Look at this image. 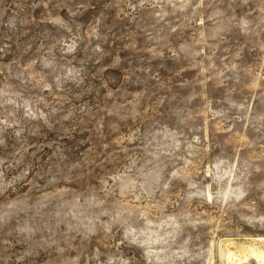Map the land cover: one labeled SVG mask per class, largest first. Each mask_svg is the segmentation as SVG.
I'll return each instance as SVG.
<instances>
[{
	"label": "rangeland",
	"instance_id": "obj_1",
	"mask_svg": "<svg viewBox=\"0 0 264 264\" xmlns=\"http://www.w3.org/2000/svg\"><path fill=\"white\" fill-rule=\"evenodd\" d=\"M253 251L264 0H0V264Z\"/></svg>",
	"mask_w": 264,
	"mask_h": 264
},
{
	"label": "bare ground",
	"instance_id": "obj_2",
	"mask_svg": "<svg viewBox=\"0 0 264 264\" xmlns=\"http://www.w3.org/2000/svg\"><path fill=\"white\" fill-rule=\"evenodd\" d=\"M253 253L261 260L262 264H264V253H260V252L255 253L254 251H253ZM231 255L232 254H230L229 256H231Z\"/></svg>",
	"mask_w": 264,
	"mask_h": 264
}]
</instances>
